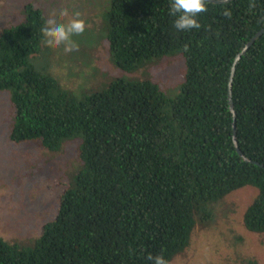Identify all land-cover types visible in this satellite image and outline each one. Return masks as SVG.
<instances>
[{
	"label": "trees",
	"instance_id": "trees-1",
	"mask_svg": "<svg viewBox=\"0 0 264 264\" xmlns=\"http://www.w3.org/2000/svg\"><path fill=\"white\" fill-rule=\"evenodd\" d=\"M171 0H112L108 12L111 57L132 72L153 59L180 52L184 82L174 97L149 79H113L78 98L33 58L46 39L40 8L0 28V90H10V138L38 140L57 150L83 136L75 184L60 194L58 212L32 248L0 238V264L167 263L190 243L198 219L213 204L253 185L259 190L244 215L249 231L264 232V0H207L199 29L178 31ZM226 11L230 14H225ZM249 260L247 263L243 262ZM241 264H259L246 258Z\"/></svg>",
	"mask_w": 264,
	"mask_h": 264
},
{
	"label": "rangeland",
	"instance_id": "rangeland-1",
	"mask_svg": "<svg viewBox=\"0 0 264 264\" xmlns=\"http://www.w3.org/2000/svg\"><path fill=\"white\" fill-rule=\"evenodd\" d=\"M29 5L40 8L47 18L55 13L61 23L76 13L85 21V31L72 37L77 48L65 51L63 44L44 39L33 58L39 69L78 98L117 78L149 79L171 97L180 91L185 78L180 52L157 57L132 72L117 68L108 40L112 0H0V28L23 21ZM13 120L11 92L0 90V238L19 248H32L43 226L57 215L64 188L75 184L84 137L69 138L57 150L38 140L17 144L10 138ZM258 192L256 186H245L213 204L209 220L198 219L189 245L167 264H241L248 257L264 264V232L249 231L244 224Z\"/></svg>",
	"mask_w": 264,
	"mask_h": 264
},
{
	"label": "clouds",
	"instance_id": "clouds-1",
	"mask_svg": "<svg viewBox=\"0 0 264 264\" xmlns=\"http://www.w3.org/2000/svg\"><path fill=\"white\" fill-rule=\"evenodd\" d=\"M207 0H171L169 13L174 17V27L178 31L199 29L198 15L206 11ZM230 14L226 11L225 13ZM79 13L75 18L67 23L58 21L55 13L48 16L47 21L42 25L46 33V40L49 44L65 46V51H72L78 45L72 40L73 35L81 34L85 31V21L79 18ZM152 264H167L163 256H149Z\"/></svg>",
	"mask_w": 264,
	"mask_h": 264
},
{
	"label": "water",
	"instance_id": "water-1",
	"mask_svg": "<svg viewBox=\"0 0 264 264\" xmlns=\"http://www.w3.org/2000/svg\"><path fill=\"white\" fill-rule=\"evenodd\" d=\"M209 1H213V2H229L231 0H209ZM264 34V27L257 31L256 34L247 42V44L245 45V47L242 49V51L236 56L233 66H232V73L230 76V81H229V102H230V107L234 113V121H233V134H234V143L236 145L237 151L239 152V154L244 157V159L246 161H251L250 158H248L243 151L241 150L240 146H239V142H238V138H237V120H236V110L234 107V101H233V96H232V86H233V81H234V77H235V73H236V66L237 63L239 62V60L242 58L243 54Z\"/></svg>",
	"mask_w": 264,
	"mask_h": 264
}]
</instances>
